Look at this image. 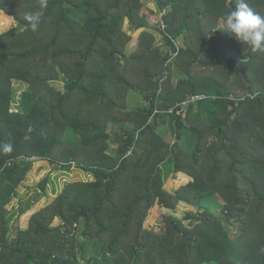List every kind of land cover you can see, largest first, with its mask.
<instances>
[{
  "label": "trees",
  "instance_id": "16d2710c",
  "mask_svg": "<svg viewBox=\"0 0 264 264\" xmlns=\"http://www.w3.org/2000/svg\"><path fill=\"white\" fill-rule=\"evenodd\" d=\"M154 1L169 13L142 0H47L45 9L40 0H0L18 22L0 35V146L13 144L11 153L0 150V264H264V52L247 46L240 55L223 30L221 17L238 0ZM246 2L264 17V0ZM37 11L33 32L24 17ZM152 31L178 52L175 67L186 77L176 85L172 57L155 47ZM235 76L243 96L230 85ZM60 80L64 91L52 86ZM13 81L28 86L17 110ZM131 91L147 101L136 115L126 111ZM197 95L206 98L179 115ZM120 122L133 124L112 150L110 128ZM33 159L66 172L76 166L93 180L67 184L14 230L38 204L8 210ZM170 173L190 181L170 193ZM215 197L222 218L203 205ZM181 203L197 211L147 226L157 204L175 211Z\"/></svg>",
  "mask_w": 264,
  "mask_h": 264
},
{
  "label": "rangeland",
  "instance_id": "374dc122",
  "mask_svg": "<svg viewBox=\"0 0 264 264\" xmlns=\"http://www.w3.org/2000/svg\"><path fill=\"white\" fill-rule=\"evenodd\" d=\"M144 4L147 5L149 9L154 11L155 13H158L161 15V12L158 9V5L155 3L154 0H142ZM167 14L170 11V8H166ZM0 35L6 32H9L13 29L18 28V22L12 17L7 15L6 13L0 11ZM166 14V15H167ZM3 22H6V26H1ZM125 30H129L128 24L125 26ZM153 35L155 36V47L159 49L163 54L165 55H171L172 49L166 48L165 41L158 32H153ZM139 37V33L135 34L133 41L128 45L127 47V53L128 55H131L137 50L138 47V41L137 38ZM233 41L235 43V49L236 51L242 55L246 53V47L248 45L244 44L241 45L238 41H236L233 38ZM185 46V40L184 38L181 39V41L178 43V47L181 49ZM171 62H169L172 66V77L171 82L173 85H176V83L180 79H184L186 75L178 70L175 67V61L178 58V54L176 56L171 55ZM168 64V65H170ZM167 72H164V76H167ZM244 81L241 77L235 76L231 79L230 85L233 86V90L235 91V95L243 96V94L246 93V88L243 85ZM264 84V82H263ZM13 91L16 95V102L13 103V109L17 110L19 107V97L22 92H24L28 86L24 82L20 81H13ZM52 86L56 88L59 91H64V82L62 80L60 81H54L52 82ZM147 105V101L144 97V95L139 91H131L128 95V102H127V109L126 111H129V113L135 114L137 109L143 108ZM136 115V114H135ZM128 122V121H127ZM133 124V123H130ZM129 123H116L114 126L110 128L111 134H112V141L110 142V148L112 150H115L118 148L119 144L117 143V137L120 134L121 131H124L126 128H130L131 125ZM158 133L161 136H167V139L169 142H173L174 138L172 139L170 134L167 131V126H161L158 129ZM189 137V135H188ZM191 138V137H190ZM188 139V138H187ZM191 145L189 148L193 149L195 143L194 140L191 138ZM132 153H129L131 155ZM33 167L31 172L28 174L26 180L22 183L19 191H18V198L14 200L10 206H8V210L11 211V215L17 214L16 211H18L20 208L28 207L27 205H30L31 203H38L33 209L32 213H28L25 216L21 217L17 221L14 220L13 222V229L17 230L19 227L22 229H25L27 227L29 218L31 215L36 213L37 211H40L41 209H44L46 206L50 205L56 197L63 191L65 186L69 183L78 182V181H92L93 178L83 171H81L79 168L74 166L71 171H60L59 169H56L51 163H49L46 160H40V159H33ZM164 170L166 171L168 168L171 170L173 167L172 165H164ZM168 171V170H167ZM49 176L50 181L48 182L46 191H42L40 188V183L42 180ZM190 179L186 176H183L182 174H172L170 173L165 180V189L170 193L177 192L183 185L188 183ZM44 197V198H41ZM41 198V199H40ZM39 199V200H38ZM38 200V201H37ZM203 205L210 208L217 216L224 217L221 212V207L223 206V203L221 199L215 197L207 199L203 202ZM196 212L197 209L186 204L181 203L175 211H168L165 208H162L160 205H156L154 210L151 212V215L148 219L147 226L148 225H156L158 224L159 220L162 218L163 215H173L174 217H177L178 219H183L187 213L189 212ZM60 222L57 219L54 222V225H59ZM225 226L230 230L234 231L236 224H227L225 223ZM91 254V247L87 248V255L81 256L80 259L85 261V258L89 257Z\"/></svg>",
  "mask_w": 264,
  "mask_h": 264
},
{
  "label": "clouds",
  "instance_id": "9594fccd",
  "mask_svg": "<svg viewBox=\"0 0 264 264\" xmlns=\"http://www.w3.org/2000/svg\"><path fill=\"white\" fill-rule=\"evenodd\" d=\"M47 7V0H40V8ZM41 12L25 14L27 26L36 32L40 25ZM222 27L241 45H248L252 52H264V17L254 12L246 0H238L234 10L221 17ZM3 153H11L13 144L0 146Z\"/></svg>",
  "mask_w": 264,
  "mask_h": 264
},
{
  "label": "built area",
  "instance_id": "2783aa9c",
  "mask_svg": "<svg viewBox=\"0 0 264 264\" xmlns=\"http://www.w3.org/2000/svg\"><path fill=\"white\" fill-rule=\"evenodd\" d=\"M166 14H167V10H166V9L162 10V12H161V16H166ZM162 26H163V29H164V28H165L164 24H163ZM177 47H178V46H177ZM177 49H179V47H178ZM172 52H173V51H172ZM177 54H178V52H176V53H172L171 55L174 57V56H176ZM170 62H171V61H170ZM205 98H206V97L203 96V95H197V96L192 97L191 100H190L189 102H185V103L182 104V107H183L184 109H183L182 111H179L178 114H179V115L183 114V113H184V110H185V108L188 106V104H190V103H196V102L201 101V100H203V99H205ZM173 112H174V109H172V110L170 111V113H173Z\"/></svg>",
  "mask_w": 264,
  "mask_h": 264
},
{
  "label": "crops",
  "instance_id": "0c3cea01",
  "mask_svg": "<svg viewBox=\"0 0 264 264\" xmlns=\"http://www.w3.org/2000/svg\"><path fill=\"white\" fill-rule=\"evenodd\" d=\"M178 174V173H177ZM179 174H182L183 176H185L186 177V175L185 174H183V173H179Z\"/></svg>",
  "mask_w": 264,
  "mask_h": 264
}]
</instances>
